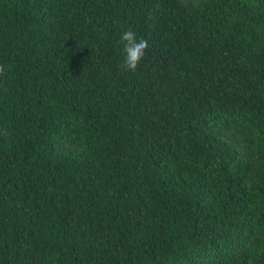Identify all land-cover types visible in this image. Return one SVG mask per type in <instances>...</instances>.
I'll use <instances>...</instances> for the list:
<instances>
[{"label":"trees","instance_id":"obj_1","mask_svg":"<svg viewBox=\"0 0 264 264\" xmlns=\"http://www.w3.org/2000/svg\"><path fill=\"white\" fill-rule=\"evenodd\" d=\"M0 65V264H264V0H0Z\"/></svg>","mask_w":264,"mask_h":264},{"label":"clouds","instance_id":"obj_2","mask_svg":"<svg viewBox=\"0 0 264 264\" xmlns=\"http://www.w3.org/2000/svg\"><path fill=\"white\" fill-rule=\"evenodd\" d=\"M121 40L124 42V58L120 68L125 72L135 73L145 56V50L149 46L148 41L143 38L137 39L136 32L131 29L122 34ZM3 72L4 67L0 65V74Z\"/></svg>","mask_w":264,"mask_h":264}]
</instances>
